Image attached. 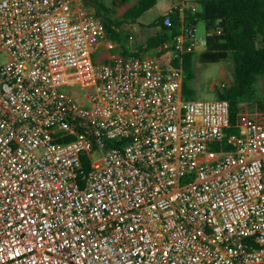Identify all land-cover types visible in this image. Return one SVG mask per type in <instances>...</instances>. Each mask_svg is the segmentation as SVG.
<instances>
[{"label":"built area","instance_id":"built-area-1","mask_svg":"<svg viewBox=\"0 0 264 264\" xmlns=\"http://www.w3.org/2000/svg\"><path fill=\"white\" fill-rule=\"evenodd\" d=\"M77 2L0 0V264H264V108L185 98L195 26L96 62Z\"/></svg>","mask_w":264,"mask_h":264},{"label":"trees","instance_id":"trees-1","mask_svg":"<svg viewBox=\"0 0 264 264\" xmlns=\"http://www.w3.org/2000/svg\"><path fill=\"white\" fill-rule=\"evenodd\" d=\"M162 0H139L130 7L126 16L139 19L145 12L155 7ZM201 10H186L182 22L181 6L172 8L174 26L168 28L164 24L165 16L159 24L161 30L150 38L148 47L157 49L181 32L183 24L195 26L199 20L206 23L207 49L201 52L200 60L204 63L221 62L231 59L234 62L233 83L224 93L218 90V97L229 100L231 104V126L228 135L240 134V114L248 106L263 108L264 103L256 97V84L259 76H264V0H199ZM104 9L103 6H101ZM97 16V15H96ZM98 17V16H97ZM100 18V17H99ZM111 31L110 24L105 23ZM132 56H142L140 51L128 52ZM196 54L186 57L183 84L184 96L190 99L194 93L192 79ZM108 62V61H107ZM89 163L86 161V166Z\"/></svg>","mask_w":264,"mask_h":264},{"label":"rangeland","instance_id":"rangeland-1","mask_svg":"<svg viewBox=\"0 0 264 264\" xmlns=\"http://www.w3.org/2000/svg\"><path fill=\"white\" fill-rule=\"evenodd\" d=\"M80 2L82 4L87 3V6L79 7L82 11H89L90 14L97 15L104 24L107 23L111 26L112 30L109 31L108 29V34L114 49H108L102 42L94 55L95 61L101 64L109 61L113 53L123 54L124 51H140L143 56L153 54V49L149 50L148 47L149 40L159 31V18L166 15L174 4V0H162L141 16L140 21L143 23L139 24L135 22V19L126 16L127 10L135 5L138 0H80ZM187 9L190 10V4L187 5ZM199 10H201V5L198 3L197 11ZM153 20L155 22H152ZM197 35L202 38L207 36L206 23L202 20H199L197 24ZM200 53H196L194 59L195 77L191 84L194 93L190 99L213 100L217 98L222 79L229 76L233 77L234 62L228 59L221 62L204 63L198 56ZM85 94L84 92L83 98ZM256 97L264 103V76L258 77ZM263 108L258 107V105L255 107L248 106L247 111L252 114L263 111Z\"/></svg>","mask_w":264,"mask_h":264},{"label":"crops","instance_id":"crops-1","mask_svg":"<svg viewBox=\"0 0 264 264\" xmlns=\"http://www.w3.org/2000/svg\"><path fill=\"white\" fill-rule=\"evenodd\" d=\"M138 1H139V0H138ZM182 1H183V0H174V4H173V6L171 7L170 10H172V8L175 7V6H179V7H180V6L184 5V3H182ZM84 5L87 6V3H83V4H82V3L80 2V0H78V2L76 3V6H75V9L77 8L76 11H79V12H81V13H90L89 11H82V10L79 8L80 6H84ZM185 6H186V5H185ZM131 7H132V6H131ZM168 10H169V9H168ZM170 10H169V11H170ZM167 13H168V12H167ZM164 16H165V15H164ZM162 17H163V16H162ZM140 18H141V17H140ZM140 18L137 19L135 22H137V23H139V24H142L143 22L140 21ZM160 18H161V17H160ZM160 18H159V19H160ZM159 21H160V20H159ZM159 21H158V22H159ZM152 22H155V20H153ZM149 24H151V23H149ZM160 30H161V26H160V24H159V31H160ZM159 31H158V32H159ZM158 32H157L154 36H156V35L158 34ZM154 50H155V49H153V51H154ZM123 55H130V54H129V53L126 54L125 52H123ZM142 56H143V55H142ZM192 88H193V86H192Z\"/></svg>","mask_w":264,"mask_h":264}]
</instances>
